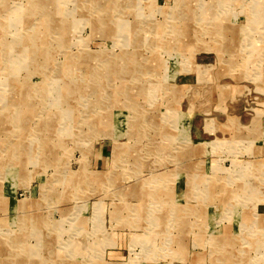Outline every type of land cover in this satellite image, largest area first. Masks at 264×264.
<instances>
[{
    "label": "rangeland",
    "instance_id": "1",
    "mask_svg": "<svg viewBox=\"0 0 264 264\" xmlns=\"http://www.w3.org/2000/svg\"><path fill=\"white\" fill-rule=\"evenodd\" d=\"M0 264H264V0H0Z\"/></svg>",
    "mask_w": 264,
    "mask_h": 264
},
{
    "label": "crops",
    "instance_id": "2",
    "mask_svg": "<svg viewBox=\"0 0 264 264\" xmlns=\"http://www.w3.org/2000/svg\"><path fill=\"white\" fill-rule=\"evenodd\" d=\"M108 151L109 149L106 145H101L98 149L99 160L109 159L111 155L106 156Z\"/></svg>",
    "mask_w": 264,
    "mask_h": 264
},
{
    "label": "bare ground",
    "instance_id": "3",
    "mask_svg": "<svg viewBox=\"0 0 264 264\" xmlns=\"http://www.w3.org/2000/svg\"><path fill=\"white\" fill-rule=\"evenodd\" d=\"M36 8V7H35ZM140 16V15H139ZM121 26V25H120ZM133 26V25H132ZM130 28V27H129ZM119 31V30H118ZM18 41V40H17ZM54 89H56V88H54ZM40 141H42L41 139H40Z\"/></svg>",
    "mask_w": 264,
    "mask_h": 264
}]
</instances>
